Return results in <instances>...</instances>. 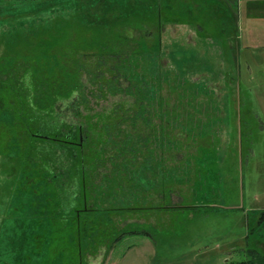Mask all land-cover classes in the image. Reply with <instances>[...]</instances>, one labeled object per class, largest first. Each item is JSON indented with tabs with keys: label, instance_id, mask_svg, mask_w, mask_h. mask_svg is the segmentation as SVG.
I'll return each mask as SVG.
<instances>
[{
	"label": "rangeland",
	"instance_id": "rangeland-1",
	"mask_svg": "<svg viewBox=\"0 0 264 264\" xmlns=\"http://www.w3.org/2000/svg\"><path fill=\"white\" fill-rule=\"evenodd\" d=\"M263 208L264 0H0V264H226Z\"/></svg>",
	"mask_w": 264,
	"mask_h": 264
},
{
	"label": "trees",
	"instance_id": "trees-1",
	"mask_svg": "<svg viewBox=\"0 0 264 264\" xmlns=\"http://www.w3.org/2000/svg\"><path fill=\"white\" fill-rule=\"evenodd\" d=\"M228 1H232V0H228ZM35 118V116H34ZM38 116H36V120H38ZM39 121V120H38ZM43 123V129H40V137L42 138V141H51L57 144H61L63 146L66 147H71L73 149L78 148L79 149V157H77V162H78V168H79V177H80V181L82 182V184L84 185L85 183V161H86V153H85V146L87 145V142H80V139L78 140L76 138V136L69 132L66 133L64 131H62L60 128H62L61 126H56L54 125V127H51L48 123H46L47 121L43 120V118L40 120V123ZM77 166L76 162H74V168ZM77 175V172H76ZM57 176V175H56ZM55 175L53 176L54 178L56 177ZM77 177V176H76ZM77 179V178H76ZM84 187V186H83ZM64 195H68V193H65L66 191H63ZM70 194V192H69ZM72 196V194H71ZM54 220V224H55V228L59 226V229L63 233V236L65 237V232L68 230L66 227V224L64 223V221L62 222V220ZM259 224H263L264 223V209L261 211V215L259 217L258 220ZM66 230V231H65ZM243 251H247L246 256L244 257H240L236 260H228L226 262V264H264V253L260 252L257 249H251V248H247ZM79 253V252H78ZM77 264H81V261L79 260V258L77 259Z\"/></svg>",
	"mask_w": 264,
	"mask_h": 264
},
{
	"label": "crops",
	"instance_id": "crops-1",
	"mask_svg": "<svg viewBox=\"0 0 264 264\" xmlns=\"http://www.w3.org/2000/svg\"><path fill=\"white\" fill-rule=\"evenodd\" d=\"M197 1H202L203 3H205L206 5H211V4H213L214 3V0H197ZM206 1V2H205ZM180 26L182 27V29H185V31L189 34V33H191V32H193L194 33V31H193V28L191 27V26H193V24H186V23H184V22H182V23H180ZM197 26H199V24H197ZM195 36H198L197 35V33L195 34ZM250 39V38H249ZM256 39H257V37L255 38V36H251V41L249 42V44H244V45H246V46H241L242 45V42H239V47L240 48H242V49H244V50H246V47L247 48H251L252 46H255L256 44ZM244 47V48H243ZM240 51H241V49L239 50V53H240ZM264 209V208H263ZM262 209V210H263Z\"/></svg>",
	"mask_w": 264,
	"mask_h": 264
}]
</instances>
